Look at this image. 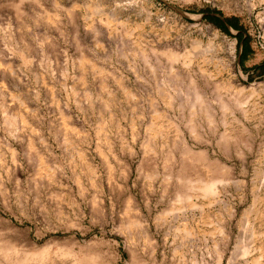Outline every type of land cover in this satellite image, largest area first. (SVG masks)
I'll return each instance as SVG.
<instances>
[{
	"label": "rangeland",
	"instance_id": "1",
	"mask_svg": "<svg viewBox=\"0 0 264 264\" xmlns=\"http://www.w3.org/2000/svg\"><path fill=\"white\" fill-rule=\"evenodd\" d=\"M0 264H264V0H0Z\"/></svg>",
	"mask_w": 264,
	"mask_h": 264
},
{
	"label": "trees",
	"instance_id": "2",
	"mask_svg": "<svg viewBox=\"0 0 264 264\" xmlns=\"http://www.w3.org/2000/svg\"><path fill=\"white\" fill-rule=\"evenodd\" d=\"M212 22H213L216 26H218L222 31L227 32V29H226L224 23H223L221 20H219V19H217V18H212ZM226 23H227L229 26H232V25H233L232 20H227ZM232 27H233V26H232Z\"/></svg>",
	"mask_w": 264,
	"mask_h": 264
},
{
	"label": "bare ground",
	"instance_id": "3",
	"mask_svg": "<svg viewBox=\"0 0 264 264\" xmlns=\"http://www.w3.org/2000/svg\"><path fill=\"white\" fill-rule=\"evenodd\" d=\"M207 193L209 194H214V188H213V185H209L207 186L206 190H205Z\"/></svg>",
	"mask_w": 264,
	"mask_h": 264
}]
</instances>
